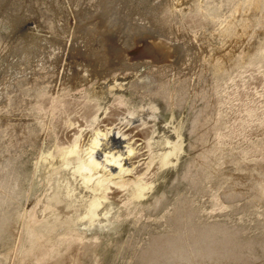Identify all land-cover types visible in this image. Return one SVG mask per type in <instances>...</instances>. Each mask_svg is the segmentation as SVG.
<instances>
[{
    "label": "rangeland",
    "instance_id": "obj_1",
    "mask_svg": "<svg viewBox=\"0 0 264 264\" xmlns=\"http://www.w3.org/2000/svg\"><path fill=\"white\" fill-rule=\"evenodd\" d=\"M0 264H264V0H0Z\"/></svg>",
    "mask_w": 264,
    "mask_h": 264
},
{
    "label": "bare ground",
    "instance_id": "obj_2",
    "mask_svg": "<svg viewBox=\"0 0 264 264\" xmlns=\"http://www.w3.org/2000/svg\"><path fill=\"white\" fill-rule=\"evenodd\" d=\"M100 16V15H99ZM97 19V18H96Z\"/></svg>",
    "mask_w": 264,
    "mask_h": 264
}]
</instances>
